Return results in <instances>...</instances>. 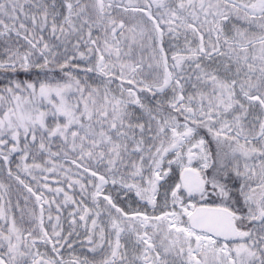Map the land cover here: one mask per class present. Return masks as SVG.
Instances as JSON below:
<instances>
[{
	"label": "snow or ice",
	"instance_id": "6c2138e0",
	"mask_svg": "<svg viewBox=\"0 0 264 264\" xmlns=\"http://www.w3.org/2000/svg\"><path fill=\"white\" fill-rule=\"evenodd\" d=\"M0 264H264V0H0Z\"/></svg>",
	"mask_w": 264,
	"mask_h": 264
}]
</instances>
